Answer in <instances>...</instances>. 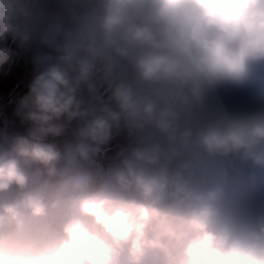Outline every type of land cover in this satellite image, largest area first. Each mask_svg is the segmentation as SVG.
I'll return each mask as SVG.
<instances>
[{"label":"clouds","instance_id":"1","mask_svg":"<svg viewBox=\"0 0 264 264\" xmlns=\"http://www.w3.org/2000/svg\"><path fill=\"white\" fill-rule=\"evenodd\" d=\"M0 264H264V0H0Z\"/></svg>","mask_w":264,"mask_h":264}]
</instances>
